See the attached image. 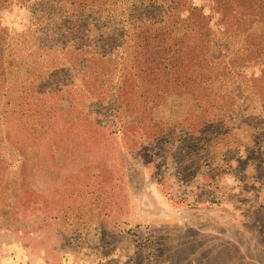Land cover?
I'll return each instance as SVG.
<instances>
[{"label":"trees","instance_id":"1","mask_svg":"<svg viewBox=\"0 0 264 264\" xmlns=\"http://www.w3.org/2000/svg\"><path fill=\"white\" fill-rule=\"evenodd\" d=\"M192 1L0 0V150L10 144L23 157V188L36 180L25 166L38 163L52 178L49 186H39L49 195H56L54 181L69 179L66 185H87L97 202L107 200L119 212L137 193V212L148 214L142 209L144 199L152 194L144 184L151 183L149 175L159 172L164 130L155 120L167 101L190 97L196 125L185 120V128L212 139H223L235 117L232 99L219 90L230 75L251 84L264 107V0H212V9L202 15L194 13ZM30 5L60 20L88 18L101 23L105 19L108 24L117 20L123 43L111 52L95 50L56 25L47 32L42 29L41 41L32 46L26 34L11 36L3 20L9 9ZM220 35L226 41L243 37L246 45L226 55L216 49ZM59 75H64V87L52 80ZM115 105L123 114L113 111ZM103 106H109V111ZM119 113L123 119H118ZM27 136L30 142L24 140ZM29 150L38 156L29 159ZM3 166L0 159V187ZM40 188L30 190L31 197L26 191L21 197L34 201ZM85 195L86 190L74 192L72 207ZM58 212L79 216L81 207L76 213L61 206ZM214 217L200 225L192 223L195 231L219 229L211 240L189 235L183 226L176 229L180 240L172 243L175 253L181 254L182 248L185 252L183 245L194 240L207 248L198 251L206 256L215 253L224 239L230 240L233 231L228 226L234 224ZM209 220L214 227L207 226ZM120 226L129 232L133 229L130 234L142 229L141 224L134 227L133 218ZM239 253L245 251L238 249Z\"/></svg>","mask_w":264,"mask_h":264},{"label":"rangeland","instance_id":"2","mask_svg":"<svg viewBox=\"0 0 264 264\" xmlns=\"http://www.w3.org/2000/svg\"><path fill=\"white\" fill-rule=\"evenodd\" d=\"M211 1L193 0L194 13L210 12ZM32 5L13 7L3 18L11 36L26 34L32 46L41 41L42 29L47 32L56 25H62L65 32L95 50L111 52L123 43L117 20L111 24L105 19L101 23L88 18L60 20L56 14L44 16L42 9ZM218 38L216 49L226 55L246 45L243 37L229 41L221 40V35ZM63 76L52 79L58 87L66 84ZM219 90L232 99L235 108L231 130L223 139L198 136L185 128V120L196 125L192 116L196 108L190 97L167 101L158 111L156 126L162 127L164 134L159 172L154 178L149 175L151 183L144 184L152 194L144 199L142 210L148 214L137 212V193L128 198L127 208L119 212L105 198L106 202H97L87 185H66L69 179L54 181L56 195H49L39 186H49L52 178L38 163L28 169L25 166V172L33 175L36 183L23 188L20 173L24 159L12 145H4L0 150L4 165L0 187V264H264V107L251 84L233 75L222 81ZM103 108L109 111V106ZM112 108L114 112L121 111L118 105ZM121 113L116 115L118 119H123ZM24 140L31 141L28 136ZM32 151H28L29 159L30 155L32 159L38 156ZM56 154L60 161L64 160L61 153ZM36 188H40L36 200L21 197L24 191L31 197L30 190L36 192ZM85 190L86 195L76 199L78 206L72 207L73 193ZM61 206L76 213L81 207V213L61 215ZM214 216L234 224L228 226L233 231L230 240L224 239L220 249L216 247L215 253L210 251L206 256L198 251L207 248L194 240L193 246L183 245L185 252L182 248L181 254L175 253L172 243L180 240L176 229L181 226L189 235H200L205 240L216 238L219 229L197 232L192 228V223L200 225L202 220ZM131 218L134 227L141 224L142 229L134 232L136 236L130 234L133 229L129 232L120 226L130 224ZM207 222L208 227H214L210 220ZM223 226L224 223L219 228L223 230ZM93 228L98 231L90 233ZM238 249L245 254H237ZM191 252L195 253L192 258ZM197 256L203 261L199 262Z\"/></svg>","mask_w":264,"mask_h":264},{"label":"bare ground","instance_id":"3","mask_svg":"<svg viewBox=\"0 0 264 264\" xmlns=\"http://www.w3.org/2000/svg\"><path fill=\"white\" fill-rule=\"evenodd\" d=\"M95 231H97V230H95V229H94V230H93V229H91V231H90V232H91V233H94Z\"/></svg>","mask_w":264,"mask_h":264},{"label":"water","instance_id":"4","mask_svg":"<svg viewBox=\"0 0 264 264\" xmlns=\"http://www.w3.org/2000/svg\"><path fill=\"white\" fill-rule=\"evenodd\" d=\"M94 229L98 231V229H97V228H93V230H94ZM90 231H91V230H90ZM90 233H91V232H90Z\"/></svg>","mask_w":264,"mask_h":264}]
</instances>
